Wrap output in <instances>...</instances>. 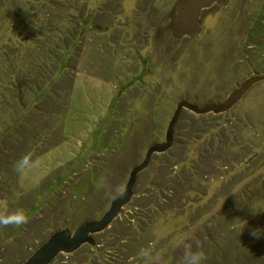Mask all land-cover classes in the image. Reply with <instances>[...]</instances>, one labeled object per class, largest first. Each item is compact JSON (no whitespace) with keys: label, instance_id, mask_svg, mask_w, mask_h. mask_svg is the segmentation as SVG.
Masks as SVG:
<instances>
[{"label":"rangeland","instance_id":"obj_1","mask_svg":"<svg viewBox=\"0 0 264 264\" xmlns=\"http://www.w3.org/2000/svg\"><path fill=\"white\" fill-rule=\"evenodd\" d=\"M173 3L0 0V215H27L23 225H0V264H21L53 233L99 219L147 148L164 140L179 101L218 104L264 76V0L211 6L185 38L170 31ZM14 81L24 91L15 100ZM24 156L29 165L18 171ZM49 175L60 179L44 187ZM139 215L148 229L116 243ZM101 234L103 250L94 235L93 251L50 264H183L185 246L203 253L202 264H264V79L225 113L183 110L172 146L152 156Z\"/></svg>","mask_w":264,"mask_h":264},{"label":"water","instance_id":"obj_2","mask_svg":"<svg viewBox=\"0 0 264 264\" xmlns=\"http://www.w3.org/2000/svg\"><path fill=\"white\" fill-rule=\"evenodd\" d=\"M226 2L227 0H175L172 9V35L176 38L197 35L201 29L198 22L200 11L213 4L224 5ZM263 79L264 76L245 80L218 104L196 108L185 101H179L167 123L164 140L147 148L143 159L130 170L121 192L109 203L101 217L77 226L72 233L64 229L53 233L21 264H50L59 254H72L83 245L94 246L95 240L92 236L106 230L120 211L130 203L137 175L148 166L154 154L164 153L172 146L174 128L183 110L195 115L225 113L236 104L249 86Z\"/></svg>","mask_w":264,"mask_h":264},{"label":"trees","instance_id":"obj_3","mask_svg":"<svg viewBox=\"0 0 264 264\" xmlns=\"http://www.w3.org/2000/svg\"><path fill=\"white\" fill-rule=\"evenodd\" d=\"M71 45H72V39H71V41H70V43H69V46H68V44L67 43H65L64 42V46H68V49L71 47ZM33 68H35L34 66L31 68V69H33ZM62 69H64V70H67L68 68H67V66H65V59H62V61H61V63L59 64V66H58V70H60L59 71V73L61 74L63 71H62ZM39 70H40V72H42L41 70L42 69H40L39 68ZM58 70H57V72H58ZM62 71V72H61ZM52 77V76H51ZM49 78H50V76H49ZM66 78V77H65ZM65 82V81H64ZM66 83H67V81H66ZM66 83H63V82H60V84H65L66 85ZM9 84V83H8ZM7 84V85H8ZM41 84H43L42 82H41ZM9 87L10 88H12V87H15L14 89H12V91H10V93L11 94H13V95H15V97H14V100L15 99H20L21 98V95L23 94L24 95V91H22L21 90V88H20V86L18 85V82L17 81H14V83H12V84H10L9 85ZM9 87H4V89L6 88V90H9L10 88ZM57 90H59V87H58V89ZM0 96H1V91H0ZM19 102H21V101H19ZM18 103V102H17ZM23 109H22V111H24L25 110V107H26V103L24 104L23 102H21V103H18ZM31 104V102L29 103V105ZM29 107V106H28ZM32 107L30 106L29 107V110L31 109ZM1 114H4L3 112H1ZM57 116H58V114H57ZM201 117V116H200ZM199 125H201V123L199 124ZM194 125H192L191 126V128H194L193 127ZM198 131H200L199 129H197ZM39 131V130H38ZM38 131H37V133H38ZM200 133V132H199ZM41 135H43V131H41L40 130V134L39 135H31L29 138L30 139H34V138H39ZM35 136V137H34ZM42 140H43V138H42ZM58 143H60V141L57 139L56 141H55V143L53 144V145H57ZM41 144H44L43 142H41V143H39V146L41 145ZM45 150H47V146H46V149ZM42 153V152H41ZM41 153H39V154H41ZM32 160V159H31ZM49 177V183H47L46 184V186H44V187H47L48 186V184H50V183H52V182H54V181H57V180H59L60 179V177H59V179L56 177V176H52V175H49L48 176ZM161 177V174L159 173V178ZM164 178V177H163ZM163 178L161 177V181H162V183L160 182L159 184H157V186H158V188H162V186L164 185V183H163ZM41 184H43V182H41ZM43 187V186H42ZM41 187V188H42ZM44 189V188H43ZM155 192H156V190L155 189H153ZM161 190V189H160ZM166 190H168V189H166ZM156 199H158V197L155 195V198H153V199H147L148 201H147V203H142L141 204V207H148V205L150 204V203H152L153 204V206L155 205V203L157 202V200ZM167 200V198L165 199L164 197H162L161 198V201L162 202H167L166 201ZM140 207V208H141ZM152 212H149V213H147L145 216H147V215H150ZM145 216H141V215H139V216H137V218H134V216H130L128 219V221H127V224H126V226H125V228H123L124 230H125V232H126V235H124V234H121L122 235V237L123 238H119V239H116V243H120L121 241H124V244L127 242V239H126V237H128L129 236V232H134V233H143L146 229H148V227L150 226V223L145 219ZM99 234H101V233H99ZM99 234H96V236L98 237V240H97V243H96V245H95V250H103V248H104V246H103V239L104 238H106V237H99ZM102 235V234H101ZM114 235H118V234H114ZM99 239H101V240H99ZM84 247H86L87 249H89V250H91V251H93V248L94 247H92V246H89V245H83ZM82 246V247H83ZM81 247V248H82ZM79 250V249H78ZM77 250V251H78ZM75 253V252H74ZM73 254V253H72ZM103 254H107V253H103ZM71 254H65V256L66 257H68V256H70ZM213 256L217 259L218 258V256H217V250H216V252L213 254ZM132 257H134V254H133V252H131V253H128L127 255H124V257H123V259L126 261V260H128V259H130V258H132ZM103 261H100L99 262V260H94V262H92V263H90V264H110V259H107V258H103L102 259Z\"/></svg>","mask_w":264,"mask_h":264},{"label":"clouds","instance_id":"obj_4","mask_svg":"<svg viewBox=\"0 0 264 264\" xmlns=\"http://www.w3.org/2000/svg\"><path fill=\"white\" fill-rule=\"evenodd\" d=\"M29 165L27 156L22 157L15 165L18 171L23 170ZM27 222V215L22 208H16L15 210L8 211L6 209L5 214L0 215V225H23ZM253 235H260L257 230L253 231ZM204 257L200 251H192L190 246H185V251L182 257L183 264H202Z\"/></svg>","mask_w":264,"mask_h":264},{"label":"flooded vegetation","instance_id":"obj_5","mask_svg":"<svg viewBox=\"0 0 264 264\" xmlns=\"http://www.w3.org/2000/svg\"><path fill=\"white\" fill-rule=\"evenodd\" d=\"M227 2H228V0H227ZM227 2L224 4V5H221V4H213L212 6H214V5H216L217 7H219V8H222V7H224L226 4H227ZM174 3H175V0H174ZM174 3H173V6H174ZM173 6H172V9H173ZM149 7V6H148ZM211 7V6H210ZM209 7V8H210ZM208 8H206V9H203V10H201L200 11V13H199V18H198V22H199V20H200V16H201V14L203 13V11L204 10H207ZM170 21L172 22V13H171V15H170ZM199 24H200V22H199ZM170 25H171V23H170ZM200 26H201V24H200ZM201 30V29H200ZM170 31H171V26H170ZM182 38H185V37H182ZM255 84V83H254ZM253 85V84H252Z\"/></svg>","mask_w":264,"mask_h":264}]
</instances>
